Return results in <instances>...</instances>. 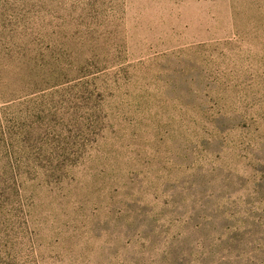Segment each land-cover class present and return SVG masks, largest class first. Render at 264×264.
<instances>
[{
    "label": "rangeland",
    "instance_id": "obj_1",
    "mask_svg": "<svg viewBox=\"0 0 264 264\" xmlns=\"http://www.w3.org/2000/svg\"><path fill=\"white\" fill-rule=\"evenodd\" d=\"M0 264H264V0H0Z\"/></svg>",
    "mask_w": 264,
    "mask_h": 264
}]
</instances>
